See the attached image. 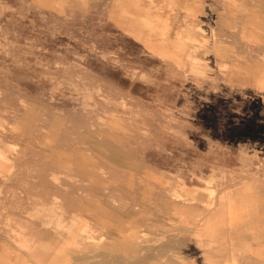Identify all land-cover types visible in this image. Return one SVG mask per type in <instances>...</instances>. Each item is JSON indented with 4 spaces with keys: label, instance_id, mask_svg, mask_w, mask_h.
Masks as SVG:
<instances>
[{
    "label": "rangeland",
    "instance_id": "rangeland-1",
    "mask_svg": "<svg viewBox=\"0 0 264 264\" xmlns=\"http://www.w3.org/2000/svg\"><path fill=\"white\" fill-rule=\"evenodd\" d=\"M246 243L264 0H0V264H264Z\"/></svg>",
    "mask_w": 264,
    "mask_h": 264
},
{
    "label": "crops",
    "instance_id": "crops-1",
    "mask_svg": "<svg viewBox=\"0 0 264 264\" xmlns=\"http://www.w3.org/2000/svg\"><path fill=\"white\" fill-rule=\"evenodd\" d=\"M246 223H250L247 220L246 221H235L234 223H229V227L234 226L235 230L244 228L246 229V227H243L244 225H246ZM254 223V222H253ZM212 229H209L207 232L210 233ZM241 234L236 233V237H240L238 236ZM235 240L237 241H242V240H246V238H236ZM258 242H260L261 239H256ZM242 244L237 243L236 246H240ZM260 245H264L261 243H249V245L246 243V250L251 251V253L254 255V252H257L260 249ZM251 246V247H250ZM255 246V248H253ZM29 251H31V249H29ZM23 262H21V264H26V263H31V264H60V261L62 262V260H60V257L56 254H52L49 253L47 254L46 258L43 257H39V254H37L35 251H33L32 253H23ZM45 259V260H44ZM44 262V263H42ZM63 264V262H62ZM213 264H216L215 262H213Z\"/></svg>",
    "mask_w": 264,
    "mask_h": 264
},
{
    "label": "bare ground",
    "instance_id": "bare-ground-1",
    "mask_svg": "<svg viewBox=\"0 0 264 264\" xmlns=\"http://www.w3.org/2000/svg\"><path fill=\"white\" fill-rule=\"evenodd\" d=\"M191 39V38H190ZM190 39H187L188 41L190 40ZM186 40V41H187ZM195 40V39H194ZM191 41H192V39H191ZM192 44V43H191ZM186 59V58H185ZM190 60V59H189ZM192 63V62H191ZM236 202V200H234V201H226V200H222V205H224L225 207H226V212L228 211V210H231V208H232V205L234 204ZM213 219H210V220H208L207 221V223H206V226H205V230L206 231H208L209 229H210V224L209 223H211V221H212ZM57 229V228H56ZM23 243H26L25 245L26 246H29V247H31L30 246V240H23L22 241ZM21 245V244H20ZM23 245V244H22ZM62 247V246H61ZM66 251V250H65ZM36 252V251H35Z\"/></svg>",
    "mask_w": 264,
    "mask_h": 264
}]
</instances>
